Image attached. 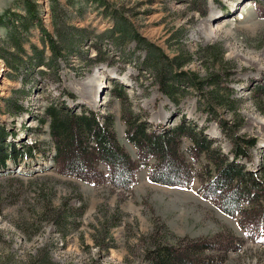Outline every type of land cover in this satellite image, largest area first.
I'll list each match as a JSON object with an SVG mask.
<instances>
[{
    "label": "rangeland",
    "instance_id": "374dc122",
    "mask_svg": "<svg viewBox=\"0 0 264 264\" xmlns=\"http://www.w3.org/2000/svg\"><path fill=\"white\" fill-rule=\"evenodd\" d=\"M30 1L35 17L25 0H0V15L8 12L0 25V128L7 151L13 144L22 153L17 164L8 158L4 170L0 165V264H152L146 252L156 240L196 245L208 256L204 264H264V191L256 194L251 216L226 213L207 188L217 174L213 162L186 138L180 152L194 169L190 186L154 181L156 161L140 157L123 119L126 112L143 116L157 135L186 121L220 152L221 163L234 161V136L254 138L238 162L262 180L264 0H208L203 16L190 0ZM134 32L167 61L190 57L184 69L202 80L212 66L207 50L218 46L222 81L234 90L235 101L225 104L232 108L214 102L216 110H208L205 94L192 88L180 92L178 104L169 99L147 63L156 57ZM51 38L60 48L53 64ZM34 47L44 65L29 63ZM100 73L104 82H97ZM61 103L113 125L139 168L130 190L107 183L103 165L89 179L63 172L46 115L48 106ZM223 121L242 125L230 136Z\"/></svg>",
    "mask_w": 264,
    "mask_h": 264
},
{
    "label": "trees",
    "instance_id": "16d2710c",
    "mask_svg": "<svg viewBox=\"0 0 264 264\" xmlns=\"http://www.w3.org/2000/svg\"><path fill=\"white\" fill-rule=\"evenodd\" d=\"M25 1L30 17H35V6L30 0ZM99 1L103 2V0ZM214 1L218 2V0ZM207 2L208 0H190V5H193V9L203 16L205 14L204 5ZM7 13L0 15V25H4L3 19L6 18ZM6 27L9 29L8 25ZM126 34L127 31H124V35ZM134 37L137 38L140 45L150 48L151 54L156 57L153 60L148 59L147 63H150V67L157 72L159 87L169 99L178 104L180 92L183 93L185 89L192 88L200 94H205L204 99L207 102L205 107L208 110H216L213 106L214 102L220 107L232 108L225 104L227 101L228 103L235 101L233 99L234 90L229 86L225 87L222 81L226 72H223L225 66L221 49L218 46H211L207 50L211 52L208 56L211 59H207L210 60L212 66L206 68L207 77L202 80L197 74L184 69V65L191 61L190 57L184 59L182 56L180 59H183V62L179 63L177 59L167 61L168 59L163 54L154 53L155 50L152 49L151 44L136 32H134ZM50 46L53 50V59L52 63L51 61L46 63L51 67L60 48L52 38ZM21 50L23 49L21 48ZM0 56L4 55L0 53ZM159 57L164 63H158ZM17 58L14 60V64L20 67L19 65L24 61L21 62L19 56ZM29 58V63L33 67L44 65V61H46L43 59L42 50L40 51L36 47H34L33 55ZM18 61L20 63L16 64ZM9 63L11 64V62ZM207 85L215 88L216 93H213V90L205 91L204 87ZM181 89L184 90L181 91ZM222 90L225 91L222 93L225 96H220ZM70 97L74 98L73 95ZM11 107L14 109L16 104H11ZM46 115L50 120V135L57 150V160L65 174L80 179H89L93 168L103 165L107 168L103 179L114 188L125 191L134 186V178L139 168L118 142L111 123L102 121L99 114L94 111H85L79 115L76 111L69 109L65 103H61L59 106L51 104L46 109ZM123 119L127 127L128 139L135 146L140 157L156 161L151 170L154 181L178 187L188 188L190 186L194 179V169L186 164L184 153L180 152L182 142L185 138L189 139L193 148L194 146L198 147L197 150H201L202 155L213 162L212 165L217 171V174L211 177L207 183L212 200L218 202L222 209L232 216L252 215L251 207L256 199V194L264 191V174L260 180L258 175L247 171L238 161L244 156L248 157V149L255 145L254 138L245 139L234 136V161L229 162L227 159H223L221 163L219 162L220 152L213 151L212 144L208 142L206 144V141L200 137L202 132H198L192 124L185 123L186 121L157 135L149 131L146 118L143 116L126 112ZM222 124L224 132L230 136H233V132H237L242 125V123L233 125L225 121ZM242 142H246L247 146L244 147ZM6 145V130L0 128V165L3 170L8 158L17 164L18 157L22 155V153L19 155V151L15 147L13 149V144H11V152H8ZM28 152L32 153V147L28 148ZM208 163L210 164V162ZM118 164H120L119 167ZM246 225L247 222L243 223L244 228ZM196 247V245H168L161 240H156L152 249L147 250L146 257L152 264H204L206 260L209 263V259H205L208 256H203L202 251L196 250ZM210 259L215 261L214 258Z\"/></svg>",
    "mask_w": 264,
    "mask_h": 264
},
{
    "label": "bare ground",
    "instance_id": "6f19581e",
    "mask_svg": "<svg viewBox=\"0 0 264 264\" xmlns=\"http://www.w3.org/2000/svg\"><path fill=\"white\" fill-rule=\"evenodd\" d=\"M1 66V65H0ZM102 73H100V74H98L97 75V82H104V76L102 77V75H101ZM3 89H1L0 91H2ZM97 100V99H96Z\"/></svg>",
    "mask_w": 264,
    "mask_h": 264
}]
</instances>
